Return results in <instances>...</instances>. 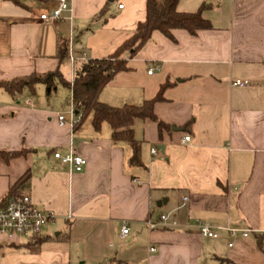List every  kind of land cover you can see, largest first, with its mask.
<instances>
[{
	"label": "crops",
	"instance_id": "1",
	"mask_svg": "<svg viewBox=\"0 0 264 264\" xmlns=\"http://www.w3.org/2000/svg\"><path fill=\"white\" fill-rule=\"evenodd\" d=\"M203 2L212 28L195 35L173 29V39L154 32L128 58L130 70L98 95L114 107L139 105L174 82L153 108L170 131L159 137L153 121L133 124L142 167L127 165L130 149L112 141L107 122L96 130L89 115L69 124V87L39 83L34 95L15 98L0 87V150H29L0 162V206L29 170L19 190L53 214L37 239L0 234V264H264L256 245L257 236L264 242V0H179L177 10L192 12ZM55 5L0 0V80L58 68L71 83L81 62L112 53L146 17V0H70L61 19L39 18ZM69 40L78 59L59 62L58 43L69 48ZM55 151L87 163L70 172ZM161 214L177 225L150 229ZM123 221L130 232L121 239ZM198 222L250 233L208 238Z\"/></svg>",
	"mask_w": 264,
	"mask_h": 264
},
{
	"label": "trees",
	"instance_id": "2",
	"mask_svg": "<svg viewBox=\"0 0 264 264\" xmlns=\"http://www.w3.org/2000/svg\"><path fill=\"white\" fill-rule=\"evenodd\" d=\"M15 5L29 8L33 4L45 3L49 0H6ZM179 0H146V17L139 22L132 34L126 38L112 53L103 58H89L80 63L75 69L74 79L70 83L66 81L59 69L44 73H31L27 76L16 77L9 80H0L2 87L13 98L26 92L35 94L36 85L42 83L48 90L57 85L69 87L71 90V103L73 111L80 115V124L89 115L94 129L98 130L103 122H107L111 128V139L114 143L122 142L130 149L127 160L129 167H142L140 156L142 141L134 136L133 124L136 120L149 119L158 129L159 137L163 130L170 131L171 125L163 122L154 113V104L164 100V90L174 82L166 80L161 84L153 98L144 100L139 105L125 104L114 107L101 102L98 98L100 91L119 72L129 71L127 60L151 40L154 32H160L164 36L173 39V29H183L195 35L200 29H210L212 24L202 14L208 5L203 2L195 11L182 12L177 10ZM69 56L68 43L60 41L57 47L56 57L59 62ZM29 150L20 149L14 151L0 150V162L8 163L10 160L25 156ZM27 170L8 190L1 200L6 201L19 191V187L29 178ZM59 238H61L59 236ZM256 245L264 254L263 237H256Z\"/></svg>",
	"mask_w": 264,
	"mask_h": 264
},
{
	"label": "built area",
	"instance_id": "3",
	"mask_svg": "<svg viewBox=\"0 0 264 264\" xmlns=\"http://www.w3.org/2000/svg\"><path fill=\"white\" fill-rule=\"evenodd\" d=\"M122 8V4L118 5ZM70 9V0H56V5L47 13H43L39 16L44 21H57L61 19L62 13ZM72 41L69 40V59L75 62L76 58L72 54ZM79 59L85 60L84 56ZM154 68H150L148 73L151 74ZM235 85L244 86L248 84L246 80H235ZM58 121L60 124L66 122V118L63 114L58 115ZM80 121V115L73 110L69 113V124L74 126ZM184 140H189V136H185ZM156 148H151V153H155ZM53 157L61 164L66 165L70 172L81 171L86 165V159L75 152H69L67 154H61L59 152H53ZM186 200V198H184ZM53 218V214L49 211H43L37 208L31 201L30 196L19 190L15 195L11 196L4 205L0 206V234L3 235H22L37 239L41 237L43 229L50 223ZM177 220L170 219L167 214H161L157 222H148L150 229L156 227H175ZM198 231L200 235L208 238H214L219 236L220 231H226L230 236L235 237L240 234L241 237H247L250 233V229H238L230 227L227 224H220L212 226L207 222H198ZM130 232V227L126 221L122 222L119 230V237L125 238ZM232 246V243H229ZM154 250L153 247L150 248Z\"/></svg>",
	"mask_w": 264,
	"mask_h": 264
},
{
	"label": "rangeland",
	"instance_id": "4",
	"mask_svg": "<svg viewBox=\"0 0 264 264\" xmlns=\"http://www.w3.org/2000/svg\"><path fill=\"white\" fill-rule=\"evenodd\" d=\"M62 102L65 103V99H62ZM60 230V229H59Z\"/></svg>",
	"mask_w": 264,
	"mask_h": 264
},
{
	"label": "water",
	"instance_id": "5",
	"mask_svg": "<svg viewBox=\"0 0 264 264\" xmlns=\"http://www.w3.org/2000/svg\"><path fill=\"white\" fill-rule=\"evenodd\" d=\"M173 130H177L175 127H172Z\"/></svg>",
	"mask_w": 264,
	"mask_h": 264
}]
</instances>
